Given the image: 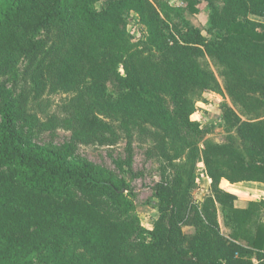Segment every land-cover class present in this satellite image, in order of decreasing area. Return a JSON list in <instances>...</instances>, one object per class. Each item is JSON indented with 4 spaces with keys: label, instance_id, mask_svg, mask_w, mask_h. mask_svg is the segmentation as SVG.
<instances>
[{
    "label": "trees",
    "instance_id": "1",
    "mask_svg": "<svg viewBox=\"0 0 264 264\" xmlns=\"http://www.w3.org/2000/svg\"><path fill=\"white\" fill-rule=\"evenodd\" d=\"M184 1L210 6L214 38L176 22L180 12L164 0H0V264H264V201L239 206L221 186L264 182V0ZM132 12L156 55L135 48ZM204 55L223 67L248 118L230 111L238 144L204 142L211 194L194 204L199 130L190 115L197 97L217 87ZM110 81L122 89L114 99ZM27 83L38 105L43 92L67 93L60 113L41 117L23 94ZM148 126L189 150L182 170L154 186L166 222L152 228L139 224L124 176L76 153L78 142ZM56 127L69 140L36 141L37 131ZM129 156L115 162L120 170ZM189 222L197 227L190 239Z\"/></svg>",
    "mask_w": 264,
    "mask_h": 264
},
{
    "label": "rangeland",
    "instance_id": "2",
    "mask_svg": "<svg viewBox=\"0 0 264 264\" xmlns=\"http://www.w3.org/2000/svg\"><path fill=\"white\" fill-rule=\"evenodd\" d=\"M164 1L180 12V17L173 15V19L176 22L187 24L207 39L214 38L216 31L210 32L208 30L210 6L206 2L196 3L194 5L195 10H193L184 0ZM250 18L257 19L254 16H250ZM127 30L136 49L156 55L155 50L147 44L145 27L139 22L138 16L133 12L130 13L127 19ZM203 62L206 63L214 75L217 87L206 89L197 97L195 110L190 115V120L198 124L199 130L196 133V140L192 134V139L198 146V157L194 165L196 184L192 187L190 194L191 203L194 204L203 201L206 196L211 194L210 180L206 175V168L201 154L204 142L211 140L217 143H224L235 140V144H238L239 140H237L233 114H236L241 120L248 118V112L245 110L243 112L239 109L240 103L239 105L235 104L234 98L226 87L225 76L222 72L223 67L215 63L208 55L203 56ZM2 83L3 80L0 78V84ZM7 85H10V83L8 82ZM32 89V84L27 83L23 94H29V105L32 101L35 111H38L41 117L45 113H60L62 102L65 100L67 93L59 91L43 92L35 98L37 100L41 97L43 100L38 105L37 101L32 100ZM121 90L114 81H110L107 84V96L111 99L116 98ZM15 91L19 93V88ZM262 98L264 100V97ZM161 99L168 110L172 111L173 107L169 96L162 95ZM259 119L264 120V115ZM154 132L155 129L149 126L148 129H143V131L142 129L133 128L130 133L119 130L117 138L113 141L78 142L76 145V153L78 155L86 157L96 164L113 169L126 178L130 187V197L133 200L135 214L139 219V224L146 228H152L155 223L166 222V217H162L156 207L157 199L154 196V186L161 181V176L164 173L172 174L173 172L181 171L182 165L185 161L187 162V155L189 154L188 148L174 147L170 143L168 135L166 136L161 132L157 135ZM69 138L70 131L63 127L40 130L36 133L37 142L54 146H60ZM161 141H164V146L166 147L163 152L159 144ZM128 156L131 158V165L123 164V168L120 170L115 162H124ZM222 187L228 190L227 187ZM243 190L245 191L246 189ZM102 208H105V206H102ZM192 214L193 210L190 211V216ZM196 230V224L192 222L183 226V232L188 239L196 233Z\"/></svg>",
    "mask_w": 264,
    "mask_h": 264
},
{
    "label": "crops",
    "instance_id": "3",
    "mask_svg": "<svg viewBox=\"0 0 264 264\" xmlns=\"http://www.w3.org/2000/svg\"><path fill=\"white\" fill-rule=\"evenodd\" d=\"M221 185L227 187L228 191L237 195V204L239 206H244L247 201H264V182H238L231 184L228 182L226 183V181H222ZM243 189L246 190L244 191ZM262 213L264 220V205Z\"/></svg>",
    "mask_w": 264,
    "mask_h": 264
}]
</instances>
